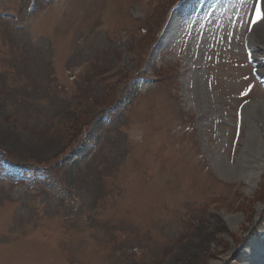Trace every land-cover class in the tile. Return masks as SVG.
<instances>
[{
    "label": "rangeland",
    "instance_id": "obj_1",
    "mask_svg": "<svg viewBox=\"0 0 264 264\" xmlns=\"http://www.w3.org/2000/svg\"><path fill=\"white\" fill-rule=\"evenodd\" d=\"M184 1L0 0V264H233L264 224V168L247 195L210 161L264 138L241 124L264 104L245 55L258 5L220 2L203 45L149 66ZM199 75L204 119L184 96Z\"/></svg>",
    "mask_w": 264,
    "mask_h": 264
},
{
    "label": "bare ground",
    "instance_id": "obj_2",
    "mask_svg": "<svg viewBox=\"0 0 264 264\" xmlns=\"http://www.w3.org/2000/svg\"><path fill=\"white\" fill-rule=\"evenodd\" d=\"M203 1L205 2L206 0H185V3H187L186 6L178 7L175 10H173L172 12H170V15L168 18V23H167L166 27L164 28V30L162 31L159 41H157V43L153 47V51L151 53V57H150V60L148 62L149 66L151 65V62L153 61V59L157 56H160L161 51L164 50L163 44H164L165 39H167V38H173V42H175L176 45H178V42H179L178 39L179 38H181V41L183 40L182 38H188V41H189L188 44L193 45V46H197L198 44H200V45L204 44V42L206 41V35H207L205 32L208 31L207 28H211L212 21L213 22L215 21V18L213 17V15H214L213 12H212L211 16H209L205 20L204 25L201 27V30L199 32L196 31L197 28L195 25H197V22H200L199 17L202 16V10H200L199 13H197V15H195L193 17V19H190V23L187 24L186 27H185V25H181V23L179 24V22H178L179 18L182 15L192 14L193 12L195 13V11H194L195 7H197V5ZM248 1H251L252 3L259 1V4L261 3V5L259 6L260 13H264V0H246L245 2H247V4L249 5ZM226 5H227V3H226ZM228 6H229V8H231L230 7L231 4L230 5L228 4ZM227 10H228V8H227ZM139 11H140V9H139ZM228 11H231V10H228ZM234 11L235 10L232 11V15H233ZM217 25H219V23H217ZM180 28H182V29L180 30ZM201 31H203V33H201ZM248 37H249V41L251 43L256 44L254 46L251 45L250 51L254 52V55H256L258 53L264 54V20H261L258 25L253 26L251 28V30L248 33ZM200 53H201L200 48L195 49L194 55L200 54ZM191 55H190V57H191ZM255 64H256V62H255ZM257 67L259 69L258 73L264 76V61H263L262 65L259 64V65H257ZM196 77L197 78L193 79L191 76V78L186 79L187 82L184 83V89H185V91H187L186 93H188V94L185 93L184 96L187 95V98H188L187 101H190V102L192 101V104L194 103L195 108L197 110H199V116L201 118H203V116L206 115L205 110H206L207 103H209V98H208L209 95L201 89V86H206V85H201L202 81H203L202 80L203 77H202V79H201L200 75L196 76ZM208 106H210V105H208ZM251 111H252L254 121H253V118H250L249 114H247L245 117H243L241 124L243 126L247 127L246 123H248L249 126L255 127V128H256L257 124L258 125L260 124V126L263 128V131H264V104L261 102L260 103H254L249 112L251 113ZM202 121H204V120H202ZM203 123H205V122H203ZM201 125L202 126H200V128L202 127V130L204 131L203 128L205 125H203V124H201ZM260 136H261V134H260ZM260 136H259V139H261ZM203 141H205V140H203ZM202 143H204V142H202ZM202 146L206 150L205 144H203ZM248 146H250V145L248 144ZM218 147H219V145L217 146V148ZM243 149H244V151H242L240 153L241 158L238 155L240 159H237L235 166L228 167L229 166L228 165L226 167L227 164L225 165V163L218 156H216L218 154L215 155V153L213 155H211L210 161L212 162L213 166H215L217 171H219V172L221 171L222 174L224 173L225 175H230L234 179L243 181V183L246 186V191L248 192L247 195H249V194L255 193V191L258 189L259 184L261 182V178H262L261 173H262V170L264 168V138H262V143L260 142V144L257 147L243 148ZM229 155L230 154H228V156ZM170 195H173V194L171 193ZM224 216L227 218L229 231L231 230V232L233 231L235 233V232L239 231V229H241L239 227L241 218L239 217L238 214L231 213V214H224ZM249 235H250L249 239L246 240L245 242L243 241V244H240V247H239L237 253H236L237 250H235V253L237 255H234L235 257L231 263H233V264H264V256L261 254V252H264V224L257 222L254 225V227L251 230V233ZM199 242H200V240L193 243L194 244L193 248H197L198 246H200L201 244L198 245ZM236 256H237V259H235ZM228 257H233V255L232 254L230 255L227 253L226 255H222L218 259L222 258V260H226V259H228Z\"/></svg>",
    "mask_w": 264,
    "mask_h": 264
},
{
    "label": "snow or ice",
    "instance_id": "obj_3",
    "mask_svg": "<svg viewBox=\"0 0 264 264\" xmlns=\"http://www.w3.org/2000/svg\"><path fill=\"white\" fill-rule=\"evenodd\" d=\"M259 20H264V13H260L258 12L256 15H255V18L252 20V24H255L257 23ZM251 30V29H250ZM251 53L249 54V60L251 62ZM247 93H243L242 95H246Z\"/></svg>",
    "mask_w": 264,
    "mask_h": 264
}]
</instances>
